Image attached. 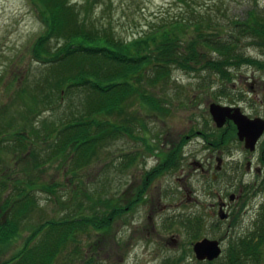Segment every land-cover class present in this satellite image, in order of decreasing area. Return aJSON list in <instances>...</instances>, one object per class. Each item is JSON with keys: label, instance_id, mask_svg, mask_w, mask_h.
I'll return each instance as SVG.
<instances>
[{"label": "rangeland", "instance_id": "1", "mask_svg": "<svg viewBox=\"0 0 264 264\" xmlns=\"http://www.w3.org/2000/svg\"><path fill=\"white\" fill-rule=\"evenodd\" d=\"M72 2L96 28H107L124 40L180 19L188 25L179 30V37L190 38L194 35L190 23L199 14L206 16L209 8L212 18L216 15L225 25L220 29L225 36L233 31L230 19H243L251 10L264 16V0ZM44 16L33 0H0V126L19 121L17 113L22 100L17 97V91L50 75L48 67L35 61L31 53L33 43L45 31ZM48 43L55 44L53 39ZM239 48L243 55L259 63L234 66L228 70L232 75L230 80L199 67L193 71L172 68L170 79L154 87L145 78L143 88L157 98L160 109L150 110L136 102L131 108L138 118L134 137L123 135L100 145L92 160L80 168H74L70 161L47 157L52 152L49 146L54 142L52 139L38 141L36 145L37 160L44 162L38 169L32 167L31 156L27 160L8 153L0 167L12 174L17 172L23 185L33 183L37 206L21 221L20 235L8 244H0V263L23 247L32 227L46 220L107 217L109 221L102 228L87 225L86 229L74 232L50 264H199L192 251L194 239L222 240L224 257L233 239L254 231L264 206V138L258 141L255 151L246 150L233 127H215L208 110L209 104L215 102L239 106L251 118H264V49L249 37L239 40ZM206 54L215 56L210 51ZM81 95L73 90L61 100L60 107L44 111L34 120L42 124L40 127L41 120L57 124L70 118L68 107L80 105ZM194 134L195 138L191 139ZM186 135L190 140L184 150L195 149V162L203 167L208 168L210 163L213 168L214 157H222V173L214 180L210 177L214 169L206 175L195 166V178L192 166L187 165L182 173L171 171L170 166L179 163L181 145L188 141ZM170 140L182 142L179 149L171 147L166 154L164 150ZM146 144L153 150H148ZM247 161L251 162L250 170H246ZM255 167L260 171L256 172ZM145 184L147 193L143 196L141 187ZM241 188V195L225 210L228 218L220 220L218 197L228 202V195L239 194ZM194 190L195 216L201 217L203 223L195 237L180 224L182 219H192L193 204L184 194L192 195ZM161 195L168 202L182 199L183 204L154 212L151 204L155 205ZM118 205L124 208L128 205L130 209L118 216L112 213ZM172 237L177 238V243Z\"/></svg>", "mask_w": 264, "mask_h": 264}, {"label": "trees", "instance_id": "2", "mask_svg": "<svg viewBox=\"0 0 264 264\" xmlns=\"http://www.w3.org/2000/svg\"><path fill=\"white\" fill-rule=\"evenodd\" d=\"M33 1L46 20L42 18L45 31L33 43L31 53L35 61L48 67L50 75L17 91V97L22 100L17 113L19 121L0 126V162L12 152L27 160L31 156L32 167L38 169L44 162L37 160L36 145L38 141L52 139L54 142L49 145L52 152L47 157L70 161L74 168H80L92 160L100 145L123 135L134 137L138 118L131 108L136 102L150 110L160 109L157 98L143 88L145 78L154 87L170 79L172 68L193 71L199 67L230 80L232 75L228 70L234 66L259 63L240 52L242 37H249L264 49V16L255 10L243 19H230L233 31L230 29L231 33L226 36L220 30L225 25L216 15L212 18L209 8L206 16L199 14L190 23L194 31L190 38L179 37V30L188 25L180 19L124 40L107 28H96L80 14L72 0ZM52 39L55 44L51 45L48 42ZM207 51L215 56L208 57ZM73 90H78L82 98L80 105L68 107L71 117L57 124L41 120L43 130H40L38 125L42 124L34 119L44 111L56 110ZM10 105L11 102L5 108ZM215 141L219 143L218 138ZM146 147L153 150L148 144ZM16 175L17 172L12 174L0 167V217H3L0 244H8L20 235L21 221L37 206L33 183L23 185V180ZM124 211L119 206L112 213ZM108 224L107 217L46 220L32 227L23 247L0 264H50L74 232L86 229L87 225L102 228ZM181 224L192 230L190 217ZM202 224L201 217L195 216V234ZM263 261L264 206L254 231L233 239L224 257L198 263L263 264Z\"/></svg>", "mask_w": 264, "mask_h": 264}, {"label": "water", "instance_id": "3", "mask_svg": "<svg viewBox=\"0 0 264 264\" xmlns=\"http://www.w3.org/2000/svg\"><path fill=\"white\" fill-rule=\"evenodd\" d=\"M209 114L217 128L224 126L227 120H231L236 127L238 140L243 142L245 149L254 151L257 141L264 136V119L260 117L249 118L241 112L238 106H228L212 102L209 104ZM249 162L247 163V166ZM218 168V167H217ZM230 200L235 198L234 194L229 196ZM219 218L227 217L222 208L218 212ZM219 241L216 239L203 238L193 244V252L198 260L212 261L218 258L221 254Z\"/></svg>", "mask_w": 264, "mask_h": 264}, {"label": "flooded vegetation", "instance_id": "4", "mask_svg": "<svg viewBox=\"0 0 264 264\" xmlns=\"http://www.w3.org/2000/svg\"><path fill=\"white\" fill-rule=\"evenodd\" d=\"M226 127H233L234 125H233V123H232V121H227V123H226V125H225ZM235 127V126H234ZM194 132H195V130H194ZM186 137H188L187 138V140L189 139V136L188 135H186ZM192 138H195V134L193 135V137H191V139ZM190 140V139H189ZM189 140L187 141V142H185V143H183L182 145H181V156H180V160H179V163H175V164H173V165H171L170 166V169H172L171 171H177L178 173H182V172H184L185 171V167L188 165V167L189 166H192V168H193V170H194V178H195V166L203 173V174H206V175H208L209 174V172H210V170L211 169H214V171H212L211 173H210V177L211 178H216L217 177V174H220V173H222L221 171H222V168H223V159H222V157H220V156H215L214 157V159H215V161H216V164L214 165V167L213 168H211V165H210V163H208V168H205V167H203V164H201V163H199V162H195V149L194 150H188V151H185L184 150V147H186V145L188 144V142H189ZM181 142H182V140H180L178 143H177V141H169L168 143H166V147H165V153L166 154H168V153H170V151H168L169 150V148H174V149H179V144H181ZM242 143V142H241ZM194 147V146H193ZM222 152V149L218 152V153H221ZM217 160H218V162L219 163H217ZM248 162V161H247ZM167 164V163H166ZM251 166V165H250ZM250 166H249V168H248V170H250ZM218 167V168H217ZM158 169H160L159 167L157 168V171H158ZM246 169H247V163H246ZM169 170V169H168ZM254 170L256 171V172H259L260 171V168L259 167H255L254 168ZM148 186V185H147ZM147 186L145 187V188H143V196H146V191H147ZM141 189H142V187H141ZM145 194V195H144ZM240 195H238V197H239ZM163 195H161V199H160V197L158 198V201H157V203L155 204V205H152L151 204V210H153L154 212H156V211H159V212H162V211H164L167 207H181L182 206V204H183V201H182V199L181 200H179L178 202H176V203H174V202H168V201H165L164 199H163ZM184 197H186V199H187V201H192V204H193V206L191 207L192 208V222H193V234H194V237H195V190H194V192H193V194L192 195H190L189 193H187V192H185V194H184ZM237 197V198H238ZM230 201H232V200H229L228 202H226V201H224V198H222V197H218V209H219V205H220V203H223L222 205V208L223 209H227L228 210V208L230 207ZM129 203H131V201H129ZM128 203V204H129ZM215 206V205H214ZM125 208H130V206H126ZM229 215V214H228ZM172 240H173V242L174 243H177V238H175V237H172ZM220 241V243H221V241L222 240H219ZM194 242H195V239H194Z\"/></svg>", "mask_w": 264, "mask_h": 264}]
</instances>
